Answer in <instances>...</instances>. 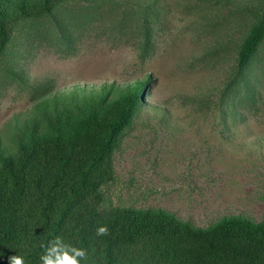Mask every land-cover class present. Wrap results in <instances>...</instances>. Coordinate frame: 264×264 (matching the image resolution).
Wrapping results in <instances>:
<instances>
[{
  "label": "rangeland",
  "instance_id": "374dc122",
  "mask_svg": "<svg viewBox=\"0 0 264 264\" xmlns=\"http://www.w3.org/2000/svg\"><path fill=\"white\" fill-rule=\"evenodd\" d=\"M8 12L0 154L17 151L16 134L56 90L144 79L100 211L163 209L199 227L229 215L264 222V38L239 65L264 0H16Z\"/></svg>",
  "mask_w": 264,
  "mask_h": 264
},
{
  "label": "trees",
  "instance_id": "16d2710c",
  "mask_svg": "<svg viewBox=\"0 0 264 264\" xmlns=\"http://www.w3.org/2000/svg\"><path fill=\"white\" fill-rule=\"evenodd\" d=\"M14 1L0 0L4 28ZM263 38L264 22L245 41L240 67ZM79 87L41 100L38 114L16 134L17 151L0 154V264L17 253L25 264H40L43 245L56 236L86 249V264H264V222L229 215L199 227L163 209L101 212L111 155L148 81ZM83 204L87 212L75 216ZM101 225L110 235H95Z\"/></svg>",
  "mask_w": 264,
  "mask_h": 264
},
{
  "label": "clouds",
  "instance_id": "9594fccd",
  "mask_svg": "<svg viewBox=\"0 0 264 264\" xmlns=\"http://www.w3.org/2000/svg\"><path fill=\"white\" fill-rule=\"evenodd\" d=\"M97 236L110 235L107 225L98 226ZM44 253L40 256V264H86L88 252L84 248L66 242L63 237L56 236L43 245ZM8 264H25L24 257L18 253L8 256Z\"/></svg>",
  "mask_w": 264,
  "mask_h": 264
}]
</instances>
